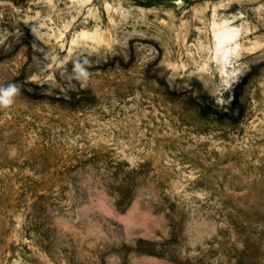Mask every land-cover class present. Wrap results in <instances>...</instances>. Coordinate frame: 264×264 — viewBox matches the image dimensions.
<instances>
[{
	"label": "rangeland",
	"instance_id": "obj_1",
	"mask_svg": "<svg viewBox=\"0 0 264 264\" xmlns=\"http://www.w3.org/2000/svg\"><path fill=\"white\" fill-rule=\"evenodd\" d=\"M9 86L0 264H264V0H0Z\"/></svg>",
	"mask_w": 264,
	"mask_h": 264
},
{
	"label": "clouds",
	"instance_id": "obj_2",
	"mask_svg": "<svg viewBox=\"0 0 264 264\" xmlns=\"http://www.w3.org/2000/svg\"><path fill=\"white\" fill-rule=\"evenodd\" d=\"M17 90L14 86H9L6 89H0V103L7 105L11 103L10 97L15 94Z\"/></svg>",
	"mask_w": 264,
	"mask_h": 264
},
{
	"label": "water",
	"instance_id": "obj_3",
	"mask_svg": "<svg viewBox=\"0 0 264 264\" xmlns=\"http://www.w3.org/2000/svg\"><path fill=\"white\" fill-rule=\"evenodd\" d=\"M179 6H182L183 5V3L182 2H179V4H178Z\"/></svg>",
	"mask_w": 264,
	"mask_h": 264
}]
</instances>
